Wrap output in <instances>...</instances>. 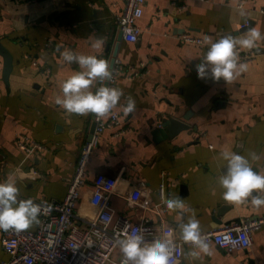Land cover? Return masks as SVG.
<instances>
[{"label": "crops", "instance_id": "obj_1", "mask_svg": "<svg viewBox=\"0 0 264 264\" xmlns=\"http://www.w3.org/2000/svg\"><path fill=\"white\" fill-rule=\"evenodd\" d=\"M126 2L0 0V42L13 57L6 83L0 54V181L14 173L18 199H65L94 113H68L56 103L63 95L61 82L82 70L60 53L67 48L104 56L110 65L117 47L113 73L115 87L123 91L115 108L121 123L102 134L93 152L76 214L97 215L91 203L96 182L112 177L118 179L110 196L115 218L148 222L174 241L180 240L178 225L192 210L202 231L263 216L264 207L225 201L218 178L224 167L219 153L225 148L245 156L257 153L252 165L264 174V40L253 48L246 70L229 82L201 79L195 66L210 42L246 34L238 28L245 21L264 32V0H145L137 20L142 32L134 43L118 40L117 18ZM184 33L204 44L184 42ZM97 37H103L98 49L91 47ZM98 86L94 83L92 90ZM129 96L136 108L125 114L121 105ZM169 118L191 128L171 138L163 132ZM20 138L43 150L27 154L18 146ZM172 197L184 198L186 209L168 210L165 201ZM38 226L39 221L27 230ZM3 233L0 229V263L10 259ZM209 244L211 254L200 257L191 256L193 246L184 244L180 264H264V225L253 233L248 249L227 253Z\"/></svg>", "mask_w": 264, "mask_h": 264}, {"label": "clouds", "instance_id": "obj_2", "mask_svg": "<svg viewBox=\"0 0 264 264\" xmlns=\"http://www.w3.org/2000/svg\"><path fill=\"white\" fill-rule=\"evenodd\" d=\"M136 14L140 15V11L137 10ZM260 40H264V32L252 26L247 28L243 36L226 34L210 42L200 63L195 66L197 76L217 82L231 81L247 68V64L239 60L240 51L255 48ZM102 44L103 37H97L91 47L98 49ZM60 54L64 60L76 62L82 70L75 71L61 82L63 95L56 97V103L68 113H94L98 119L113 112L123 91L111 84L114 69L110 67L108 60L94 54L76 53L67 48ZM97 82L99 86L93 91L91 86ZM121 107L125 114L132 113L136 102L129 96L127 103ZM219 156L224 162L218 178V184L223 189L222 198L233 204L250 203L255 208L264 207V174L252 165V161L259 159L258 154L250 152L245 156L239 150L225 148ZM13 175L14 173H9L6 180L0 181V229H11L19 233L38 222L41 212L48 209L32 198L18 199L19 188ZM165 207L168 210L186 209L182 197L167 199ZM178 227L180 240L193 246L190 249L191 256L211 254L210 244L202 234L200 221L194 210ZM93 242L91 239L86 241L89 246ZM117 243L122 253L120 264H172L176 248V241L167 234L161 237L153 235L150 242L143 234H125L117 238ZM232 243L235 244V241Z\"/></svg>", "mask_w": 264, "mask_h": 264}, {"label": "built area", "instance_id": "obj_3", "mask_svg": "<svg viewBox=\"0 0 264 264\" xmlns=\"http://www.w3.org/2000/svg\"><path fill=\"white\" fill-rule=\"evenodd\" d=\"M145 0H127L121 16L117 18L118 28L123 32L124 40L136 42L142 32L137 20L143 15ZM137 10L140 15H137ZM250 25L249 21L239 25L242 30ZM187 43L204 44V40L190 33L181 35ZM105 58L104 56H101ZM255 57V50H241L240 62L247 63ZM106 59V58H105ZM116 75L113 73L112 86L116 85ZM95 131L87 139L81 149L75 174L69 184L65 199L60 203L38 202L48 211H42L39 216L37 231L4 230L2 246L10 255L8 261L0 264H120L122 253L117 243L118 237L125 234H143L150 242L153 235L164 236L165 229L145 223H134L126 218H115L111 207L110 196L115 193L118 179L105 178L96 182L91 203L98 209L94 218H87L76 214V208L81 198V189L87 182L88 165L95 148L99 145L102 134L110 127L121 123L120 114L113 112L97 118ZM19 148L29 155L43 150V146L20 138ZM264 225V215L251 219H242L224 225L221 229L202 231L209 243L215 244L227 253L248 249L253 243V233ZM230 238V239H229ZM91 239L93 244L87 245ZM235 241V244L232 241ZM176 241V240H175ZM191 243L176 241V248L172 264H180L183 258V246Z\"/></svg>", "mask_w": 264, "mask_h": 264}, {"label": "water", "instance_id": "obj_4", "mask_svg": "<svg viewBox=\"0 0 264 264\" xmlns=\"http://www.w3.org/2000/svg\"><path fill=\"white\" fill-rule=\"evenodd\" d=\"M247 28L242 29V31L246 30ZM123 39V32L120 31L118 40L119 42ZM0 54L4 57V68H3V78L6 83H8L9 76L13 69V57L10 53V51L0 42ZM117 56H118V49L116 47V50L113 54V57L111 59L110 67L115 69V66L117 64ZM95 122L93 123V126L90 130L89 138L93 135L95 131ZM163 132L169 133V136L171 138H174L177 136L180 132H183L185 130H189L191 126L187 124L186 122H182L176 118H169L168 120H165L163 124ZM162 131V130H161ZM168 135V134H167Z\"/></svg>", "mask_w": 264, "mask_h": 264}]
</instances>
